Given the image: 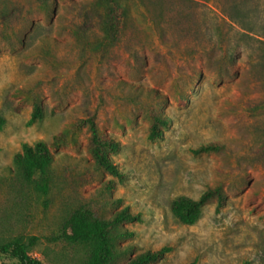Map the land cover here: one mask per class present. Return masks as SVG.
Here are the masks:
<instances>
[{
  "label": "rangeland",
  "instance_id": "obj_1",
  "mask_svg": "<svg viewBox=\"0 0 264 264\" xmlns=\"http://www.w3.org/2000/svg\"><path fill=\"white\" fill-rule=\"evenodd\" d=\"M81 1L56 0L50 15L30 16L17 38L0 42V117L5 120L0 130V242L36 236L30 257L42 264H82L83 249L47 239L59 232L56 220L64 197L59 188L53 186L50 201L33 195L18 200L10 193L19 189V181L11 177L13 157L24 145L50 144L67 124L94 114L97 126L119 142L111 159L121 178L97 176L82 198L100 199L104 182L112 180L107 196L120 203L108 212L127 207L141 218L124 224L130 235L118 241L120 255L114 264L165 247L171 251L156 264H264V205L259 198L251 200L262 179L251 163L264 137V114L237 116L228 104L251 75L264 88V0H212L211 5L206 0H170L173 12L190 13L181 7L192 2L200 12L206 8L207 14H215L232 34L226 41L234 44L229 57L212 45L195 59H179L173 48L137 31L99 61L79 60L78 48L61 29L77 13L72 3ZM44 41L57 44L56 56L62 61L55 66L39 55ZM20 88L35 91L41 102L42 116L32 123L31 103L20 105L11 95ZM180 99L185 106L178 104ZM150 107L169 120L157 140L148 138ZM210 142H220L226 150L197 156L191 152ZM54 156L61 165L79 168L92 162L84 134L75 147ZM218 185L226 196L223 206L207 203L193 225L173 217V200H197ZM0 264L18 263L1 256Z\"/></svg>",
  "mask_w": 264,
  "mask_h": 264
},
{
  "label": "trees",
  "instance_id": "obj_2",
  "mask_svg": "<svg viewBox=\"0 0 264 264\" xmlns=\"http://www.w3.org/2000/svg\"><path fill=\"white\" fill-rule=\"evenodd\" d=\"M206 2L213 4L212 0ZM190 3L181 7L191 11L184 13L171 11L170 0H82L72 3L77 13L62 24L61 29L71 37L73 47L78 48L79 60L90 57L93 61H99L110 48L121 46L131 36H136L137 31L147 40L173 48V53L179 59H195L212 45L219 46L223 54L229 57L234 44L229 45L226 41L232 38L231 33L223 29V22L215 14H207L206 8L200 12L199 6ZM55 7L56 0H0V42L14 40L26 28L30 16L38 13L50 15L49 10ZM43 44L40 57L53 66L60 63L62 60L56 56L57 44L45 41ZM257 79L254 75L249 76L237 99L228 102L233 107L231 113L245 118L264 114V88L259 86ZM11 95L19 98L20 105L25 101L31 103L29 123L41 118V102L35 91L20 88L12 91ZM178 104L185 106L186 101L180 99ZM147 119L148 138H162L169 120L154 107L148 108ZM4 124L5 120L0 117V130ZM83 134L91 164L82 168L76 164H59L54 154L69 146L75 147ZM118 149L119 142L97 126L93 114L67 124L50 144L38 141L32 146L24 145L22 151L13 157L15 171L11 178L15 183V180L19 181V189L12 188L10 194L18 200L33 195L50 201L53 186H57L64 196L56 220L59 232L47 239L70 249H83L82 264H114L120 255L118 241L130 235L124 224L141 221L140 216L132 214L127 207L108 212L109 208L115 209L120 203V200L107 196L114 188L112 180L104 182L100 199H86L84 194L85 188L93 185L97 176L121 178V172L111 159ZM225 150L224 144L210 142L200 144L191 152L197 156ZM252 154V167L259 171L262 179L253 188L251 200L259 198V203L264 205V137L258 141ZM4 183L7 184L4 181L1 185ZM83 196L86 198L83 199ZM213 201L217 202L218 207L225 204L226 196L221 185L207 188L197 200L184 196L176 198L170 205V211L180 223L193 225L199 219L203 206ZM38 240V237L31 236L0 242V257L9 256L18 264H42L29 255ZM170 251L166 247L148 250L129 257L124 264H156Z\"/></svg>",
  "mask_w": 264,
  "mask_h": 264
}]
</instances>
